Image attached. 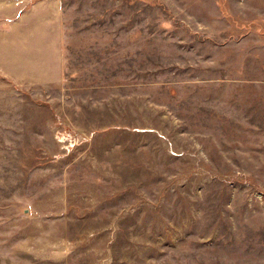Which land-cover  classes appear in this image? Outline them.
I'll return each instance as SVG.
<instances>
[{"label":"rangeland","instance_id":"obj_1","mask_svg":"<svg viewBox=\"0 0 264 264\" xmlns=\"http://www.w3.org/2000/svg\"><path fill=\"white\" fill-rule=\"evenodd\" d=\"M0 264H264V0H0Z\"/></svg>","mask_w":264,"mask_h":264},{"label":"crops","instance_id":"obj_2","mask_svg":"<svg viewBox=\"0 0 264 264\" xmlns=\"http://www.w3.org/2000/svg\"><path fill=\"white\" fill-rule=\"evenodd\" d=\"M39 4L41 5L40 7H42V8H43V4H42V3H39ZM44 8H45V7H44ZM51 8H52V7H51ZM51 8H50V11H52V10H51ZM55 9H57V8H56V7H54V10H55ZM44 75H53V71H48V72H45V73H44Z\"/></svg>","mask_w":264,"mask_h":264}]
</instances>
